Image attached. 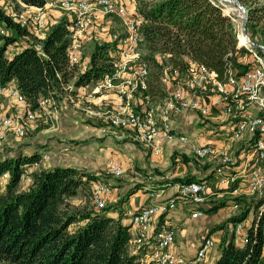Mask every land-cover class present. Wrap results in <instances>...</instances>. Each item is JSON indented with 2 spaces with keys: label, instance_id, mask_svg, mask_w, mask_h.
<instances>
[{
  "label": "trees",
  "instance_id": "obj_1",
  "mask_svg": "<svg viewBox=\"0 0 264 264\" xmlns=\"http://www.w3.org/2000/svg\"><path fill=\"white\" fill-rule=\"evenodd\" d=\"M21 1L42 6L47 0ZM133 1L144 19L140 31L145 52L141 57L149 65L142 95L152 101L167 93L160 82L166 66L177 69L174 77L169 75L171 84L188 74L189 61L213 72L222 84L229 71L240 77L250 68L251 60L244 61L249 52L238 46L235 24L218 0ZM237 1L246 8L245 30L250 39L264 45V0ZM70 22L62 17L52 24L40 39L42 52H38L33 41L20 44V39L29 34L27 27L0 5V25L8 30L0 33V86L13 82L34 108L39 98L52 96L58 100L62 85L71 80L75 86H87L113 72L115 47L109 41L94 43L85 68L77 70L76 63L70 62ZM9 47L17 50L8 54ZM171 69L167 74H172ZM40 157V149L34 147L0 154V264H136L137 255L129 249L130 225L122 221V215L108 214L130 191L115 203L99 208L90 197L96 183H110L106 177L66 164L28 171ZM23 176L29 184H21ZM190 180L189 176L172 178L174 182ZM78 196H82L79 204L72 203ZM227 202L238 205L241 199H221L203 212L216 211ZM263 202L264 196L254 203L253 221L243 247L234 242L226 226L214 264H260L264 206L259 207ZM237 220L242 218L231 216L226 221Z\"/></svg>",
  "mask_w": 264,
  "mask_h": 264
},
{
  "label": "built area",
  "instance_id": "obj_2",
  "mask_svg": "<svg viewBox=\"0 0 264 264\" xmlns=\"http://www.w3.org/2000/svg\"><path fill=\"white\" fill-rule=\"evenodd\" d=\"M60 4L73 11L69 32V60L78 61L83 32L92 23L91 17L96 12L112 14L119 18L122 31L109 35V42L114 43V69L106 73L93 86V92H109L114 90L111 98L104 93L94 99L91 95L86 100L97 104L96 110H87L92 115L99 116L112 125L126 129L132 140L142 143L155 154L160 153L161 147L158 142L160 134L171 136L170 120L174 114L182 111H199L202 114L209 113V107L204 98L193 92L188 97L183 88L184 83L177 80L175 86L168 92L163 103L153 105L148 95H142L146 79L149 74V65L141 57L142 35L141 26L144 19L137 12H128L124 7L117 4L116 0H47L45 4ZM92 4H94L92 6ZM42 5V6H43ZM242 10V9H241ZM243 11V10H242ZM38 18V16L36 17ZM24 20V19H23ZM37 20V19H35ZM24 22V21H23ZM83 34V35H82ZM244 37V36H243ZM245 38V37H244ZM245 38L242 44L249 52L253 65L240 77L229 71L226 82L215 83L219 92L215 95V103L219 105L220 112L224 116L236 118L232 127V135L241 137L245 132L257 135L253 142L244 149L241 155L239 168L234 173L230 172L232 163L231 156L226 152L217 154L215 174L220 184L227 187L233 185L238 179L242 184L231 188L233 194L247 193L249 195L264 196V47H253ZM253 42V41H252ZM241 45V44H240ZM38 52H42L41 44H35ZM261 50V51H260ZM163 57H167L164 54ZM161 82L169 85V75L174 77L177 69L166 66ZM172 74H167V70ZM189 86L191 88L204 87L201 82L206 78L213 80V72H209L202 65L189 61L187 68ZM168 83V84H167ZM196 90V89H195ZM0 91H5L13 96L17 102L24 106L23 111H14L10 115H0V130H12L16 135H22L24 125L27 122L44 121L47 113V104L54 100L51 97L39 98L36 107L31 108L17 88L7 84L0 86ZM106 94V93H105ZM104 99H103V98ZM99 100V101H98ZM52 101V102H50ZM136 101V103L134 102ZM139 102V103H138ZM254 107L255 112L251 110ZM47 109V110H46ZM157 109V110H156ZM53 115V111L48 110ZM40 119V120H39ZM180 141L188 142L185 135L180 134ZM193 154L198 158L215 155V149L211 144H195L192 146ZM106 171L112 176H121L126 167L115 159H109ZM7 177L6 174L3 175ZM175 196L167 201L151 203L136 209H127L130 240L137 245L138 251H142L138 261H144V257L151 264H175L183 260L173 253L169 247L174 241V229L162 218L165 213L175 206L176 198L190 200L194 203H203L206 200L207 185L204 181H175ZM110 190L107 183H98L91 193V202L97 207L105 206L103 193ZM157 195V193L155 194ZM264 206L261 204V209ZM201 210L194 211L191 215L198 216ZM227 231L234 236V242L243 247L248 240L247 228L240 220L234 221L227 226ZM215 245V240L206 236L196 251L195 259L201 260Z\"/></svg>",
  "mask_w": 264,
  "mask_h": 264
},
{
  "label": "crops",
  "instance_id": "obj_3",
  "mask_svg": "<svg viewBox=\"0 0 264 264\" xmlns=\"http://www.w3.org/2000/svg\"><path fill=\"white\" fill-rule=\"evenodd\" d=\"M124 2L136 7L133 0H125ZM10 84L14 85L13 82ZM3 100L0 99L2 113L7 111V103L10 102L9 98ZM211 108L209 114L205 116V120L200 118L196 111L188 110L174 114L170 120V130L173 135L166 137L160 134L158 142L161 151L158 154L150 151L142 143L121 141V136L112 135L110 139L106 136L99 142L103 147L102 151L97 150L95 146L84 157V160L88 159V165L98 166V169L103 171L108 158L114 157L129 171L130 175L126 177L125 181L108 183L111 188L109 192L103 193L105 203L109 204L120 200L130 191V194L125 197L121 205L108 212L113 217L122 215L124 223H128V217L125 213L127 209H136L151 203L164 202L174 197L176 191L172 178L189 176L192 180L206 183L208 187L207 195L203 203H194L190 200L176 198L175 206L162 215L166 223L174 229V241L169 249L183 260V262L175 264H214L219 256L218 247L221 238L225 234L226 226L231 223L226 220L231 216L242 218L241 221L244 222L245 226L250 227L253 221L254 203L259 198L247 193L233 194L227 186L219 183L215 174L216 155L221 151L230 152L233 156L230 172L234 173L239 168L244 149L253 142V139L251 140L252 134L249 132H245L241 137H233L232 127L236 118L222 115L216 105H212ZM251 109L254 110V107L252 106ZM62 120L69 127L76 122L70 116ZM180 134L188 138L187 143L180 141L178 137ZM204 143L211 144L216 155L205 158L196 157L192 152V146ZM93 173L98 174V171L96 170ZM238 183L242 184L239 179L235 185H238ZM156 193L157 195H155ZM232 197L241 199L238 209H232L233 204L227 202L226 205L216 211L203 212L213 202L221 199L230 201ZM226 206H229V208H226ZM259 209H261V206ZM196 210H201L202 213L198 216H192L191 214ZM242 211L243 213H241ZM206 236L212 237L215 240V245L203 259L196 260V251ZM129 249L137 255L138 261L142 251H138V248L131 242H129ZM144 261H146V264L148 263V259L145 257ZM141 262L138 261L136 264H141ZM260 264H264V249Z\"/></svg>",
  "mask_w": 264,
  "mask_h": 264
},
{
  "label": "rangeland",
  "instance_id": "obj_4",
  "mask_svg": "<svg viewBox=\"0 0 264 264\" xmlns=\"http://www.w3.org/2000/svg\"><path fill=\"white\" fill-rule=\"evenodd\" d=\"M124 1L125 0H116L117 4L124 7L128 12H137L135 6L133 7L132 4L129 5ZM218 1L222 7V11L226 15H229L232 21L234 22L238 40L240 34H242V20L243 17L246 16V8L244 7L245 10L242 11L240 6L236 3H233L228 0ZM0 5L3 6L7 12H9V14L13 17L14 20L19 21L27 27V31L29 34L20 39V44L25 43V40H30V42L33 41L35 44H38L40 43V39H42V37L45 35L46 31H48L49 27L52 24L56 23L60 18L65 17L67 19H70V21L73 18V11L63 7L60 2H56V4L53 5L47 3L43 6H37L26 4L21 0H0ZM93 5L94 4H92V6ZM37 16L38 18H36ZM91 19L92 23H90L88 28L83 32V34L85 35L82 39L83 42L81 44L80 54H78V61L74 62L77 65V70H81L88 65L89 53L95 42L109 41V35L111 33L122 31L120 20L115 15L102 14L100 12H96V14H93ZM7 32L8 30H6L2 25H0V33ZM253 42L259 43L256 41ZM238 46L244 47L243 45L239 44V40ZM257 48L259 49L260 47ZM13 50H17V48L15 49L13 47H9L7 53L10 54ZM144 52L145 51L142 47L141 54H143ZM247 59L251 60V57L246 56L244 61H247ZM252 65L253 61L251 60L250 67ZM180 81L184 83L183 88L186 90L188 97H192L193 92H195L199 97L204 98V102H206V105L209 107L208 111H211L212 105H216L217 107H219V105L215 103L214 99L215 95L219 92L217 86H215V83H218L215 80V74H213V80L212 78H206L201 82L204 87L195 88L196 90L189 86L191 82H189L190 80L188 74L183 75ZM94 84L87 86H75L72 80L63 84L60 98L56 100V98H53L51 96V98L54 100V105L53 103H51L50 105L47 104V109L53 111V115H51V112H48V110L46 109L47 113L44 121L39 119L40 121L32 123L27 122L24 125L22 135H16L12 130H0V154H13L17 150L28 151L29 149H32V147L39 148L41 155L40 162L28 169V171L32 169H37L40 166L47 168L49 166H52L53 164H70L71 166H75L91 173L97 170L99 175L106 177L110 182L125 181L126 177L130 175L127 169L121 176H107L109 175L106 171L107 162L111 158L115 159L114 157L108 158L104 171L102 169H98V166L88 165V159L84 160L85 155H88L89 151L92 150V147L96 146L97 150H103V147L99 142L102 141V139H104V137L106 136L110 139L112 135H117L121 136V141H135L130 138V135L126 129L112 125L109 121H105L103 120V118L92 115V113L87 112V110L89 109L96 110L97 104L91 101L88 102V100L85 99L86 96L91 95L92 97H94L95 100H97L96 97H99L100 95H102V93H104V96H106L107 98H111L114 94V90H111L109 92H93L92 90ZM219 84L221 85L222 83L219 82ZM161 86L168 93L169 90H171V88L175 86V83L166 85L161 82ZM167 93L162 98H154V100L152 101L153 105L163 103L165 97L168 96ZM100 97L98 99H100ZM4 98H9L10 102L8 101L7 103V111L2 113L0 110V115H10L14 111L24 110V105L22 103L17 102L13 96L9 95L5 91H0V99L3 100ZM134 102L136 103V101ZM198 114L203 120L206 119L205 116L207 114L204 115L199 111ZM69 116L74 118L76 121L73 125H71V127L67 126L62 120L63 118ZM254 135L252 134L251 138H253ZM221 152L228 153L231 156L233 162V156L232 154H230V152ZM115 160L118 161L117 159ZM120 164L123 165L122 163ZM98 183L94 185L93 190L98 185ZM21 184H29V179L26 176H23ZM108 186L110 187L109 184ZM79 197L82 196L72 198V203L79 204ZM236 206L237 204H233L232 209H238L239 205L237 207ZM226 208H229V206H226ZM133 245L137 247L135 243H133ZM141 264H146V261H142ZM147 264L151 263L148 262Z\"/></svg>",
  "mask_w": 264,
  "mask_h": 264
},
{
  "label": "water",
  "instance_id": "obj_5",
  "mask_svg": "<svg viewBox=\"0 0 264 264\" xmlns=\"http://www.w3.org/2000/svg\"><path fill=\"white\" fill-rule=\"evenodd\" d=\"M228 1H231V2H233V3H236L237 5L240 6V8H241L242 10H245L244 6H243L239 1H237V0H228ZM245 23H246V16L243 17L241 31H242V35H243L247 40H249V38H248V34H247L246 30H245ZM249 42H250V44H251L253 47H264V45H262V44L255 43V42H252V41H249Z\"/></svg>",
  "mask_w": 264,
  "mask_h": 264
},
{
  "label": "bare ground",
  "instance_id": "obj_6",
  "mask_svg": "<svg viewBox=\"0 0 264 264\" xmlns=\"http://www.w3.org/2000/svg\"><path fill=\"white\" fill-rule=\"evenodd\" d=\"M239 44H243L244 42H245V38L243 37V35L242 34H240V36H239Z\"/></svg>",
  "mask_w": 264,
  "mask_h": 264
}]
</instances>
